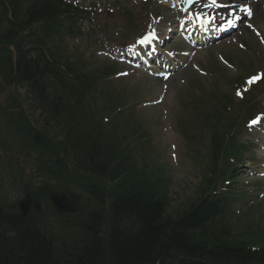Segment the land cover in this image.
<instances>
[{
	"label": "trees",
	"instance_id": "1",
	"mask_svg": "<svg viewBox=\"0 0 264 264\" xmlns=\"http://www.w3.org/2000/svg\"><path fill=\"white\" fill-rule=\"evenodd\" d=\"M79 12L64 0H0V75L6 86L28 87L50 129L39 134L23 113L15 128L57 181L34 192L47 209L45 202L55 205L53 223L40 205L19 210L0 200V264H264V239L225 223L227 205L213 193L233 167L219 168L236 153L228 134L214 132L208 182L177 210L150 183L133 180L140 172L128 168L118 122L109 127L91 110L96 76L54 49Z\"/></svg>",
	"mask_w": 264,
	"mask_h": 264
},
{
	"label": "rangeland",
	"instance_id": "2",
	"mask_svg": "<svg viewBox=\"0 0 264 264\" xmlns=\"http://www.w3.org/2000/svg\"><path fill=\"white\" fill-rule=\"evenodd\" d=\"M70 1L88 9L90 16H92L91 20L84 21L86 40L83 45H79L80 53L88 59L93 56H103V51L108 50L107 48L111 45H119L121 41L131 44L136 37L145 31L153 29L152 33L155 32L160 35L161 31L164 33L169 25L174 26V28L179 27L177 22L182 20L181 15L186 16L184 12H180L178 4L173 5V0H163L161 3L158 0H150L149 5H143L141 0ZM223 1L228 5L227 8L223 9L226 15L229 13L228 8H236L238 4L252 2L254 9L252 19L244 21L242 28L234 35L215 43L207 50H196V47L185 41L183 36L176 35L174 40L167 43V50L173 51L170 53L173 54V57H179V61L183 62V65L176 73H172L173 76L166 81L154 79L143 73L144 71L128 76L123 74L126 77L119 80L121 89L125 90L135 84L138 85V89L143 88L139 92L137 106L131 115L133 121L136 119L142 124L143 132H147L151 147L154 149L153 153L157 155L156 159L163 162L167 167H171L170 177L166 181L168 182L166 190L171 198V210H177V207L179 208L184 200L186 202L193 197L201 179L199 173H194V165L189 162L188 165L184 166V161L181 159L185 153L188 155V149L191 148L192 143V139H186L185 134L194 135L200 140L210 137L209 134V137H206L207 132L204 130L201 132L200 128L193 124L194 116H189L194 94L208 91L213 80H223V78L234 80L237 76L245 77L247 72L252 69V63H255L259 69H264V56H258L264 55V0ZM218 2L220 3L221 0ZM261 3V6L258 5ZM203 7L201 4H197L194 9H204ZM260 7L263 12L259 11L258 8ZM153 13L163 16L162 19L154 23ZM208 15H213V11H209ZM130 21L134 30L129 29L128 23ZM248 25H252V27L250 28ZM120 53L123 55V51ZM185 53H187L186 56H184ZM218 55L225 56L233 63V67L221 63ZM211 60L215 62L219 73H216L209 64ZM238 86H241L238 82L234 83V87ZM258 91L254 89L252 93L258 94ZM158 98H163V100L157 102ZM254 104L260 107L259 111L264 110L261 107V105L264 106V94L259 95ZM197 124L199 126L200 123ZM182 128L184 132L181 130ZM259 132H264V128ZM258 136L257 131L252 132L251 128L249 131L244 129L242 140L257 138ZM11 147L15 149L13 144ZM256 153L258 157L256 156L255 159L249 157L244 164L246 167L242 168V176L239 177L241 185L248 189L251 187V190H254L253 186H256L254 182L259 179L258 176L264 175V156L259 154V149ZM205 159L207 160V158ZM14 160V154H11L8 161L0 159V178H2L0 187L3 186L1 192L10 202L18 199L17 189L13 186L14 177L10 173L9 166ZM260 181L264 183V179H260ZM252 198L255 204L251 202L252 209L246 211L248 214L244 216L242 221L245 229L248 228H246L247 225L251 228V233L247 232L245 235L264 239V186L260 192H257V195H252Z\"/></svg>",
	"mask_w": 264,
	"mask_h": 264
},
{
	"label": "bare ground",
	"instance_id": "3",
	"mask_svg": "<svg viewBox=\"0 0 264 264\" xmlns=\"http://www.w3.org/2000/svg\"><path fill=\"white\" fill-rule=\"evenodd\" d=\"M258 5L261 6L262 3L258 4ZM258 9H259V11L263 12L261 7L258 8ZM20 130H22L21 127H20ZM0 147L5 148V149H9V148H11V144L9 142H1L0 143ZM2 188H3V186L0 187L1 191L3 190ZM21 188H23V190L25 191V195H24V197L18 196V199L16 200V202H17V204L19 206L30 205L31 208H33V209L35 208L36 209L40 205V207L41 206L43 207V209L45 210L46 214H50V215H54L55 214V212H54V210H56L55 209V205L51 203V200L45 202L50 207V209L49 208L47 209L46 205L40 204L39 200L37 199L38 195L37 194L35 195L32 192V189L30 188V186L26 182H22L21 183ZM43 198L45 199V197H43ZM0 206L1 207L2 206L5 207V204L0 202ZM44 223H45V221H44Z\"/></svg>",
	"mask_w": 264,
	"mask_h": 264
},
{
	"label": "snow or ice",
	"instance_id": "4",
	"mask_svg": "<svg viewBox=\"0 0 264 264\" xmlns=\"http://www.w3.org/2000/svg\"><path fill=\"white\" fill-rule=\"evenodd\" d=\"M205 6H206V7H219V6H221V5H218L217 0H211V3H210V4H207V5H205ZM243 10L245 11L246 16L250 17V16L252 15V12H251L250 9L245 8V9H243ZM228 23H229V26H230V27L235 26V25L233 24L232 21H229ZM248 27L251 28L252 25H248ZM257 34H259V33H257ZM148 40H149V37H148V36H145V37L140 41V43H142V44H143V43H146V42H148ZM253 79H258V77H254ZM249 82L251 83V81H249ZM238 95H239V93H238ZM262 116H264V114H262ZM262 116H257L255 119H253V120L250 122L249 127H251L252 125H255V124H257L259 121H261Z\"/></svg>",
	"mask_w": 264,
	"mask_h": 264
}]
</instances>
